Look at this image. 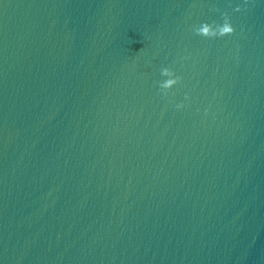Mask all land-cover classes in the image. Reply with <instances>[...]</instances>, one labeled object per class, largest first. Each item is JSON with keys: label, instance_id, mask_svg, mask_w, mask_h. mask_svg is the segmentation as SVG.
<instances>
[{"label": "water", "instance_id": "obj_1", "mask_svg": "<svg viewBox=\"0 0 264 264\" xmlns=\"http://www.w3.org/2000/svg\"><path fill=\"white\" fill-rule=\"evenodd\" d=\"M0 264H264V0H0Z\"/></svg>", "mask_w": 264, "mask_h": 264}, {"label": "clouds", "instance_id": "obj_2", "mask_svg": "<svg viewBox=\"0 0 264 264\" xmlns=\"http://www.w3.org/2000/svg\"><path fill=\"white\" fill-rule=\"evenodd\" d=\"M237 11H239V9H237ZM202 31H203L204 34H207V28L202 29ZM223 32L224 33H231L232 32L231 26L228 25V24H226L224 26V28H223ZM163 74L164 75H174L173 73H169L166 69L164 70V73ZM177 79H179V78L177 77ZM174 83H176V80H168V81L164 82L163 84H160V87L161 88H168V87H170ZM166 94L167 93H165V95ZM185 99H187V97H185ZM183 107H184L183 104L176 105V108L177 109H180V108H183Z\"/></svg>", "mask_w": 264, "mask_h": 264}]
</instances>
